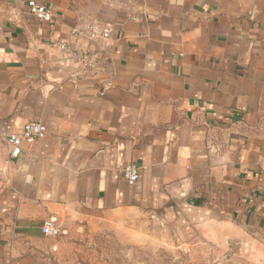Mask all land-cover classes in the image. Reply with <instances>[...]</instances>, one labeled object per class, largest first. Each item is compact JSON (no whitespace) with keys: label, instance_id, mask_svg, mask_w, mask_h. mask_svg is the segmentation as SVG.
Returning <instances> with one entry per match:
<instances>
[{"label":"crops","instance_id":"1","mask_svg":"<svg viewBox=\"0 0 264 264\" xmlns=\"http://www.w3.org/2000/svg\"><path fill=\"white\" fill-rule=\"evenodd\" d=\"M28 1L0 0V136L48 134L11 159L0 264H40L45 219L81 209L130 242L173 224L264 264V0H36L52 23ZM93 23L112 37L72 32Z\"/></svg>","mask_w":264,"mask_h":264},{"label":"rangeland","instance_id":"2","mask_svg":"<svg viewBox=\"0 0 264 264\" xmlns=\"http://www.w3.org/2000/svg\"><path fill=\"white\" fill-rule=\"evenodd\" d=\"M12 187L11 159L0 136V195ZM78 211L59 222L57 236H41L32 243L40 264H229L226 255L196 235L189 238L180 226L161 225L147 241L130 242L117 228L90 223L86 209Z\"/></svg>","mask_w":264,"mask_h":264},{"label":"built area","instance_id":"3","mask_svg":"<svg viewBox=\"0 0 264 264\" xmlns=\"http://www.w3.org/2000/svg\"><path fill=\"white\" fill-rule=\"evenodd\" d=\"M28 12L34 15L39 21L52 23L54 21V13L49 5L42 4L36 0L28 1ZM135 19H137L135 17ZM75 35H85V37L92 42L101 40H109L112 37L113 28L111 24L100 25V24H87L83 27H76L72 30ZM60 50L63 53L69 54L72 49L69 46L67 40L59 41ZM95 66L93 59L83 60L84 71H90ZM107 85H111L108 81ZM48 134V126L41 120H29L23 128L17 133H10L5 136V142L8 149V155L10 159L18 158L23 151L25 143H32L36 140L44 139ZM124 177L126 181L133 185L140 177V166L136 163H130L125 166ZM41 232L45 236H57L60 232L59 223L53 218L45 219L41 226Z\"/></svg>","mask_w":264,"mask_h":264}]
</instances>
